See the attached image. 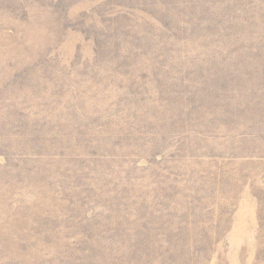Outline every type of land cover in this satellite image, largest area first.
<instances>
[{
	"label": "rangeland",
	"instance_id": "374dc122",
	"mask_svg": "<svg viewBox=\"0 0 264 264\" xmlns=\"http://www.w3.org/2000/svg\"><path fill=\"white\" fill-rule=\"evenodd\" d=\"M24 1L0 0V264H264V54L237 28L264 0H221L242 46L211 69L198 37L160 42L193 0Z\"/></svg>",
	"mask_w": 264,
	"mask_h": 264
},
{
	"label": "trees",
	"instance_id": "16d2710c",
	"mask_svg": "<svg viewBox=\"0 0 264 264\" xmlns=\"http://www.w3.org/2000/svg\"><path fill=\"white\" fill-rule=\"evenodd\" d=\"M207 1L206 3H201L203 2L202 0H193L192 2H194L195 4V11L192 13V18L190 17V15H188V17L191 19V24L190 27H187V24L184 21H180V19L178 18V16H174L172 15V18L168 19L169 22V27L167 28L168 30H172L175 32V34H171L169 32H165L164 37L163 34L160 37V39H162L160 42L163 43L166 47L165 41L164 39H167L169 42V47L170 46H174L175 45V41L176 40H180V41H184V33H186L188 36V39H195L196 37H198L199 39L202 40V44L205 47H210V44L215 45L218 48V52L216 53L218 56L217 57H210L211 54L207 55L208 53H211L210 51H205V47H202V51H200L199 56L196 59H194L193 57H190V59H188L187 61L190 62V65H195L196 63H201V65H203L204 63L209 67V69L213 68L215 65H213V63L215 61H219L222 62L221 64H217L216 68L219 66H223V64H226V61H230V57H231V53L232 52V48L229 47L230 44L232 43H236V42H240L239 39H241L240 36H235V40H237L236 42L231 39L228 38V32L226 30V25L224 23L223 17L221 15V12L224 11L219 5L221 3V0H215V2H211V0H205ZM27 3H32L34 4V2L31 1H27L25 0L23 3H20L19 6H24ZM38 3V1L36 2ZM226 6H228L226 4ZM228 9L230 8V6L227 7ZM220 11V12H219ZM31 13V10L29 11ZM29 17V14H28ZM30 18V17H29ZM248 25H245L244 23H241L237 26L238 29L242 30V31H253L251 34V39L249 41V43L254 44L259 46L260 50L258 49L257 51H259V54L256 55L257 58L260 56V54H264V31H262L263 29L259 28L260 24H258V21L255 20V22L248 21L247 22ZM136 37V36H133ZM127 39V38H126ZM124 39V41L126 40ZM144 39H145V43H144ZM142 38V45L144 47L145 50H153V54H157L155 56V58H153V62L157 61L160 62L161 64H167V65H173V66H177L176 61L177 60H181V59H185V54L184 53H170V59H165L164 57V52L165 50H161L158 51L156 50L153 46H152V41L154 40L153 38L147 37L145 36V38ZM132 40L129 41V44H132ZM236 46H242L240 43H236ZM153 47V48H152ZM167 54H169V52H166ZM221 53H230V56L225 59V56L223 55V59L219 58V54ZM203 55H206L205 57ZM172 69V68H171ZM174 70V69H173ZM217 71H222L221 70H217ZM223 73V72H222ZM192 74V73H191ZM182 76H184L185 78H187L186 74H181ZM186 75V76H185ZM192 76H194L192 74ZM180 77V76H179ZM176 78V76H175ZM206 86L201 87V89H198L195 87V90L192 88V92L193 93H189V96L191 97H198L200 96L201 98H203V91L206 92L205 94H207V96H210L211 94H213L212 90H210V80H207L206 82ZM213 82H211L210 84H212ZM204 84V83H202ZM219 86V85H218ZM220 90L218 92V94H222L224 96L227 95V86H219ZM176 90L177 87L175 86ZM176 98L180 97L182 95H184L183 91H176ZM184 100H186L184 98ZM187 104V103H186ZM201 106L205 107L206 103L202 102ZM141 202V206H142V211L139 210V214L138 216H136V220L138 221L137 224L139 225V227L141 228V231L137 230V234L135 235L136 238H139L138 240L145 242L146 236L147 234H151V233H155L157 230V227L159 225H154L153 223H151V221H149L148 219V215H147V209L149 212V207L147 206L146 200L144 197L140 196V198L138 199ZM119 209V208H118ZM114 211L115 212H119L120 210ZM138 212V211H137ZM105 215H107L108 220L111 221H115L117 220V224H125V222H118V219L121 221H129V216L127 214V212H122L119 214H113L112 212H105ZM115 215V216H114ZM103 216V213L102 215ZM151 223V224H150ZM141 232V236L138 237V234ZM137 240V241H138Z\"/></svg>",
	"mask_w": 264,
	"mask_h": 264
}]
</instances>
